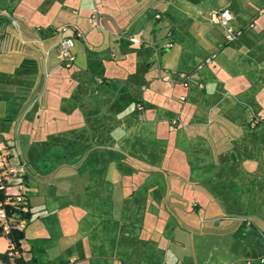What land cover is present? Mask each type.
I'll return each instance as SVG.
<instances>
[{
	"label": "crops",
	"instance_id": "crops-1",
	"mask_svg": "<svg viewBox=\"0 0 264 264\" xmlns=\"http://www.w3.org/2000/svg\"><path fill=\"white\" fill-rule=\"evenodd\" d=\"M60 2L0 0V79L10 80L8 85L1 82L0 89L23 95L10 101L6 113L0 115L18 118L14 132L0 139L10 161L26 163L30 211L26 226L34 213V185L43 179L34 176L32 165L23 157L26 149L20 128L24 123L26 128H42L39 144L53 134L57 143L53 158L70 162L62 175L70 172L74 176L67 189L84 229L77 230V240L71 243L77 253H88L99 264L109 259L113 264H166L180 250L185 253L178 261L182 264H249L250 256L261 258L264 121L259 118L264 116V0H82L89 23L90 14L97 11V21L89 31L80 20L72 27L68 21L56 22L68 7L79 15L76 7ZM224 6L232 11V24L241 29L232 41L226 40L223 26L212 19V13ZM63 24L68 26L65 33H80L74 37L70 64L56 58L58 28ZM5 25L17 35L5 38ZM54 33L58 36L48 39ZM168 41L171 45L160 50ZM207 56L210 61L199 66ZM103 64L99 70L97 65ZM155 64L156 75L142 79L139 88L147 90L155 78L167 85L162 88L165 84L157 82L150 95L184 89L179 106L168 101L159 106L144 97L137 98L132 108L117 101L122 91L133 94L136 80L147 76ZM162 71L171 79H161ZM181 72L190 75L188 85L182 83ZM157 107L169 112L168 118L176 125V118H183L175 133L190 137V142L204 143L205 138L200 130L188 135L187 128L196 129L197 121L214 123L208 135L230 139L219 152L228 166L214 172L206 167H112V160L127 162L145 130L152 140L159 133L172 132L156 118ZM173 109L178 116H172ZM142 110H147L149 120H143ZM240 154L248 158L249 165L229 166L237 164ZM195 174L201 178H193ZM187 190L198 193L200 199L194 196L184 201ZM213 190L220 191L219 198ZM179 212L187 215L183 223ZM245 227L246 235L240 233ZM206 233L216 241L207 247L208 252L205 248L212 241ZM21 242L26 247L24 237ZM198 252L204 260L197 258ZM26 254L35 262L32 253Z\"/></svg>",
	"mask_w": 264,
	"mask_h": 264
},
{
	"label": "rangeland",
	"instance_id": "rangeland-1",
	"mask_svg": "<svg viewBox=\"0 0 264 264\" xmlns=\"http://www.w3.org/2000/svg\"><path fill=\"white\" fill-rule=\"evenodd\" d=\"M60 3H65L70 7H76L78 9L79 15L73 14L70 9L67 8L64 10V15L57 18L55 21L58 22L60 20L68 21V25L70 27L74 26L78 20L82 21L83 28L85 31H89L90 28H92V23H89L88 21V10L86 7V2L82 3V0H58ZM65 1V2H64ZM60 4L58 3V6ZM56 8H58L56 6ZM76 21V22H75ZM8 33L5 36V38H8V36H12L13 34L16 36L17 32L15 29H12V27L4 26ZM95 30V29H94ZM58 36L54 34H50L48 39H55V37ZM162 43V42H161ZM134 44V43H131ZM161 45V44H160ZM164 44L160 46V50L164 49ZM105 50V49H104ZM106 50H109L107 48ZM160 53V52H159ZM99 67V70H102L103 65H97ZM156 64L153 67L152 71L147 76H141L138 81V84H135L133 90V94L127 93V90L125 92H121L117 98V101L121 103H125L126 106H132L133 103L137 98L144 97L145 100H149L152 98L155 100L154 104H157L159 106L164 105L165 101H168L169 103H173L175 106H179L181 104V93L184 89H179V87H175L170 90L169 93H156V95H150L149 92L151 91L152 86L154 84H158L155 78H152V85L147 90H142L139 88L140 82H143L142 79H148V75L154 76L156 75ZM5 82L10 83V80H1L0 83ZM160 84H165L164 82ZM167 84L161 85L162 88H166ZM17 91V90H15ZM19 92V91H17ZM15 93V92H14ZM154 93V91H153ZM167 95V97L165 96ZM14 96V98H13ZM96 96V95H95ZM21 99L23 97L22 94L19 95L15 94L13 95V92L9 93L8 88H2L0 89V110L2 111L0 115L6 113L7 105L12 102L13 99ZM151 101L154 102V101ZM130 106V107H131ZM3 108V109H2ZM132 108V107H131ZM159 109L158 113L156 115V118L164 122V124L169 125L168 130H171L172 132H167L158 134L156 140H152L151 134L147 132L146 130L141 134L142 138L139 142L135 143V147L137 149H133L134 152L132 155H130V158L127 160V165L124 162L125 160L121 159H115L111 161L112 167H124V166H137L140 168L145 167H155V168H162V169H183V170H189L192 167L198 168V169H205V170H212L214 172L216 169H224L228 166L227 162L220 158L219 152L222 148L226 146L227 143H229L230 139L226 137H221L220 140L217 137L209 136L208 133L212 131L213 124H204L200 122H196L194 124L195 128L190 127L187 128L188 135L194 133V130H200L203 133V137L205 138L204 143H198V142H190L189 138L186 135H180L178 137V134L175 133L177 130V126L181 123V119L183 118H176V124L171 122V118H168L169 112L161 111V108L157 107ZM149 110V109H148ZM177 110V109H176ZM173 109L172 116H178L177 111ZM9 111V114L12 113ZM176 111V112H174ZM132 119L136 116L134 111L132 110ZM141 114L144 116L143 120H149L145 117L147 114V110L140 111ZM154 112H151L153 114ZM140 114V113H138ZM140 114V115H141ZM175 116V117H176ZM146 118V119H145ZM154 118L153 120L156 121L157 119ZM11 121V122H10ZM152 121V120H151ZM18 122V118L14 116H0V136L6 137L7 134L13 133L15 124ZM25 124V123H24ZM21 125L20 128V134H21V141L22 146L24 145V149H26V152H24V156L26 157L29 164L32 165L34 170V176L37 179H43L40 182V184L34 185V190L31 194V205L33 209V216L30 221V223L26 226V229L24 231V243L27 249H31L30 251L26 249V252L32 253L36 259L35 262L37 264H99L96 261H94L95 257L90 256L87 252V254H79L76 251V248L73 247L74 245L71 244L74 241L77 240V230H84L80 228V224L78 223L77 219L79 218L77 216V212L75 209V206L73 205L71 201V196L69 193V190L67 189L69 185V180L72 178L74 179V176L69 172V175H65L62 173L66 172L68 170L69 161L67 163H62L61 159H58L57 157L53 158V154L57 151L56 147V140L53 134L50 136H46L47 142H42L39 144L38 141H42V128H40L39 125H36L34 128H26V125ZM112 129V128H111ZM114 136L112 135V138ZM113 140V139H112ZM50 141V142H49ZM129 141V140H127ZM38 142V143H37ZM115 142H112V149ZM60 145V144H59ZM231 145V144H228ZM41 146V148H39ZM203 146L206 147V151L203 152L205 149H203ZM35 150H34V148ZM39 149H41L39 151ZM36 156V154L33 151H38L41 153V156L38 158L36 156L32 157L30 154ZM154 150V151H153ZM25 151V150H24ZM113 152V151H112ZM13 160V159H12ZM69 160V159H68ZM26 161V162H27ZM64 161V160H63ZM66 161V160H65ZM73 160L72 162H74ZM237 164L235 163H229V166H237V167H245L249 165L248 158L243 156V154H240L238 159L236 160ZM222 167V168H218ZM189 168V169H188ZM67 169V170H66ZM55 173H57L55 175ZM33 176V177H34ZM217 176V175H216ZM34 177V178H35ZM166 176L160 175V178H165ZM193 178H196L197 180L201 178L199 174H195L192 176ZM208 177V176H207ZM218 177V176H217ZM70 178V179H69ZM55 184L52 185L51 182ZM39 182V181H38ZM63 182V184H56ZM35 183V181H34ZM57 185V186H56ZM64 187L63 192L59 193L58 188ZM161 187H164L162 184ZM218 187V186H217ZM65 189V190H64ZM177 189V188H175ZM217 191L219 190H213V194L219 198L217 195ZM220 192V191H219ZM245 193V192H244ZM194 196H197L199 199L198 193H193L192 191H185V197L188 200L184 201H190L191 198ZM222 201V200H221ZM225 202H220L219 204H222ZM228 204V203H227ZM165 206H163L164 209ZM225 210V208H223ZM202 213V212H201ZM178 218L182 217L180 222H185L187 219V215L183 212H179ZM206 223V222H205ZM210 224V223H209ZM244 229V230H243ZM245 228H242L240 233L247 234V231H245ZM197 231V229L193 230V233ZM195 234V233H194ZM206 239L209 241L211 239V235L206 233ZM197 237V236H194ZM260 238V237H259ZM197 241V239H196ZM212 241V242H211ZM211 246H206V250L208 252L209 248L207 247H213L215 244V240H210ZM7 239L5 237L0 238V251H3L6 248ZM73 245V246H72ZM258 253V252H257ZM262 254V248L261 252ZM185 253L183 250H180V254L176 255L175 258L170 255L169 261L166 262V264H179V260L183 259V256ZM73 257L74 260H70L69 258ZM210 257V256H209ZM200 260H204V257L202 258V255L198 252V257ZM249 264H264V258L263 260L260 259L259 255L256 254L254 256H250L248 259ZM245 263V262H244ZM103 264H113L112 260L109 259L108 262H104ZM182 264V263H181Z\"/></svg>",
	"mask_w": 264,
	"mask_h": 264
},
{
	"label": "built area",
	"instance_id": "built-area-1",
	"mask_svg": "<svg viewBox=\"0 0 264 264\" xmlns=\"http://www.w3.org/2000/svg\"><path fill=\"white\" fill-rule=\"evenodd\" d=\"M89 18L92 23H96L97 11H93ZM212 19L223 26L224 36L228 41L236 39L241 32L240 28H236L232 24L233 14L227 6L216 9L212 13ZM249 25H253V22H250ZM67 28L66 24L58 28L61 36L56 46V58L70 64L74 60L72 51L75 43L74 37L80 33L75 31L73 34H67L65 33ZM170 45L169 41L164 43L166 48ZM210 59L211 56H207L199 66L209 62ZM180 77L183 84H189L190 75L188 73L181 72ZM160 78L171 79L166 71L161 72ZM99 81H101L100 78ZM199 85L202 86L201 83ZM181 98L183 97L181 96ZM25 174V162L22 160L10 161L5 144L0 139V238L3 236L7 239L6 248L0 251V264H37L31 256L26 254L21 239L15 240L12 235L14 231L23 230L28 221L24 215L29 211ZM263 256L264 245L262 246L261 260H263Z\"/></svg>",
	"mask_w": 264,
	"mask_h": 264
},
{
	"label": "trees",
	"instance_id": "trees-1",
	"mask_svg": "<svg viewBox=\"0 0 264 264\" xmlns=\"http://www.w3.org/2000/svg\"><path fill=\"white\" fill-rule=\"evenodd\" d=\"M262 118H264V116L262 117ZM26 164V163H25ZM27 218H29V216H30V211H28V212H26L25 214H24ZM29 220V219H28ZM27 223H28V221H27ZM26 223V224H27ZM25 228V227H24ZM12 235H13V237L15 238V240H19V239H22L23 237H24V229L23 230H20V231H14L13 233H12Z\"/></svg>",
	"mask_w": 264,
	"mask_h": 264
},
{
	"label": "flooded vegetation",
	"instance_id": "flooded-vegetation-1",
	"mask_svg": "<svg viewBox=\"0 0 264 264\" xmlns=\"http://www.w3.org/2000/svg\"><path fill=\"white\" fill-rule=\"evenodd\" d=\"M262 117H263V116H262ZM262 117H260L259 119L264 121V118H262ZM257 118H258V117H256V116L254 117L255 120H256ZM180 264H181V263H180Z\"/></svg>",
	"mask_w": 264,
	"mask_h": 264
}]
</instances>
